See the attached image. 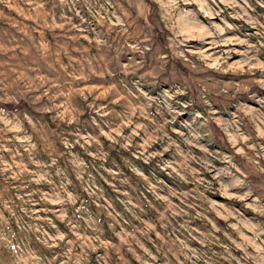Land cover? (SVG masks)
Here are the masks:
<instances>
[{
  "label": "rangeland",
  "instance_id": "374dc122",
  "mask_svg": "<svg viewBox=\"0 0 264 264\" xmlns=\"http://www.w3.org/2000/svg\"><path fill=\"white\" fill-rule=\"evenodd\" d=\"M0 264H264V0H0Z\"/></svg>",
  "mask_w": 264,
  "mask_h": 264
}]
</instances>
